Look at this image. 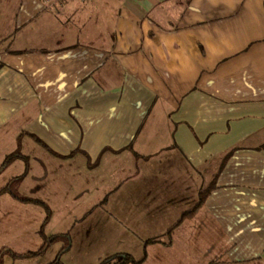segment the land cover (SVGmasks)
<instances>
[{
    "label": "crops",
    "instance_id": "crops-1",
    "mask_svg": "<svg viewBox=\"0 0 264 264\" xmlns=\"http://www.w3.org/2000/svg\"><path fill=\"white\" fill-rule=\"evenodd\" d=\"M15 152L2 195L26 168L41 200L120 191L125 221H157L141 264H264V0H0V164Z\"/></svg>",
    "mask_w": 264,
    "mask_h": 264
},
{
    "label": "rangeland",
    "instance_id": "rangeland-1",
    "mask_svg": "<svg viewBox=\"0 0 264 264\" xmlns=\"http://www.w3.org/2000/svg\"><path fill=\"white\" fill-rule=\"evenodd\" d=\"M30 160L33 163V170H36V160L33 156ZM19 173L20 170L15 169L0 176V188L5 185L3 183L5 179ZM153 175L156 176V174ZM185 176L186 174H183V178ZM82 177L81 175L78 187H86ZM117 177H119L117 173L110 174L109 179L112 184ZM150 180L152 179L150 178ZM20 183L18 182L14 188L16 192L23 195L22 197L26 196L25 198L28 199L31 196L32 198L29 199L42 201L49 209V204L54 208L53 211L50 209V216L44 223L46 215L44 205L30 200H21L11 194L2 195L0 193V264H48L57 256L61 262L59 264H100L106 257L115 254L129 252L134 260H139L145 255L147 239L143 242L142 237L151 233L158 222L153 220L125 221L120 210V191H113L111 200H109L111 204L108 207L107 200H80L85 196L82 192H78V200H41L40 196L43 195V192L39 185L34 184L31 179H26L21 185ZM154 183L155 190L153 191L155 192H165L164 195L169 197L179 194L175 193L177 190L174 191L171 187L167 188L161 182L154 180ZM91 190L93 191V189ZM94 191L97 192L98 189ZM194 194L195 191L192 187V189L182 192L184 198H182L183 196H177V198L191 200L195 198ZM175 200L180 199L175 198ZM97 202L98 204L94 206ZM106 207L116 213L117 218H106V221H103L102 216H105ZM92 208H95L92 214L82 218L83 212ZM79 215H82L80 216L82 219L78 218ZM131 224L134 225L132 229L137 228L134 230L137 234L127 228L126 225L130 226ZM44 236L57 237L48 242L43 253L20 256L27 251H36L43 243ZM67 244H69V248L59 254ZM128 264L141 263L129 262ZM144 264L152 263L149 260Z\"/></svg>",
    "mask_w": 264,
    "mask_h": 264
},
{
    "label": "trees",
    "instance_id": "trees-1",
    "mask_svg": "<svg viewBox=\"0 0 264 264\" xmlns=\"http://www.w3.org/2000/svg\"><path fill=\"white\" fill-rule=\"evenodd\" d=\"M16 156H21L18 152H15L13 154H10L8 155L0 164V172L10 163V161L16 157ZM22 157V156H21ZM26 172V168L24 170V172L13 178V184L12 185H15L17 184L20 179L22 178V176L25 174ZM15 183V184H14ZM213 183L210 184L207 188L203 189V190H200L199 191V196H198V202L196 203V205L191 208L190 210L184 212L179 221L180 222L182 219H185V218H188V217H191L194 215V213L196 212V210L198 209V207L201 206V204L204 202V200L206 199V197L209 195L210 191L213 189ZM10 191V193L18 198V199H21V200H30V201H34L36 203H40L42 205H44L45 209H46V215H45V219H44V223L48 220L49 216H50V209L48 208V206L42 202V201H39V200H32V199H27L25 197H22L20 195H18L16 192H14V189L10 188V186H6L2 191ZM42 232V230H41ZM57 236H50V237H45L44 236V239H43V243L41 244V246L36 250V251H27L23 254H21L20 256H33V255H37V254H41L43 253V251L47 248L48 246V242H51L52 240H54ZM69 248V244H67V246L63 247L62 250L59 252V254L64 251V250H67ZM141 260L139 261H135L132 256L130 254H115V255H112V256H109V257H106L100 264H128L129 262H133V263H139ZM61 263L58 256L56 257V259H54L52 262L48 263V264H59Z\"/></svg>",
    "mask_w": 264,
    "mask_h": 264
},
{
    "label": "built area",
    "instance_id": "built-area-1",
    "mask_svg": "<svg viewBox=\"0 0 264 264\" xmlns=\"http://www.w3.org/2000/svg\"><path fill=\"white\" fill-rule=\"evenodd\" d=\"M46 2L50 3L52 0H45Z\"/></svg>",
    "mask_w": 264,
    "mask_h": 264
}]
</instances>
